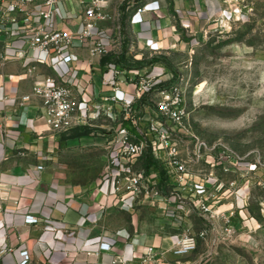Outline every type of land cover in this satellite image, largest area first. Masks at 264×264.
Segmentation results:
<instances>
[{
    "label": "crops",
    "instance_id": "0c3cea01",
    "mask_svg": "<svg viewBox=\"0 0 264 264\" xmlns=\"http://www.w3.org/2000/svg\"><path fill=\"white\" fill-rule=\"evenodd\" d=\"M40 1L36 0L35 8ZM142 1H109L108 10L116 15L118 29L111 21L102 25L110 53L106 57L91 56L87 43L74 42L69 49L74 59L68 64L52 54L30 50L19 59L11 54L24 50L25 42L6 41L12 49H6L9 59L0 64V250L11 251L0 255V264H15L22 249L29 252L30 264H139L148 247L156 252L152 264L200 263L203 251L184 256L171 253L176 238L185 230L198 233L206 226L203 216L191 210L189 203L171 207L163 199L152 203L148 195L139 199L112 195L110 179L104 176L118 154L109 141L120 125L139 137L131 121L111 123L108 117L96 118L91 112L90 117L96 119L88 126L92 129L89 134L75 136L73 130L57 134L45 125L41 101L31 93L34 79L49 76L71 87L81 113L86 107L94 110L101 97L110 95L124 101L136 99L139 107L147 105L146 94L136 98L138 75L144 74V68H136V63L145 54L152 57L162 48L182 43L176 26L190 36L202 31L211 2L216 0H146L144 13L134 15L133 9L126 10L129 3ZM72 7L76 14L70 13ZM78 10L77 3L62 1L49 25L77 31L81 24ZM119 19L125 22L124 31ZM113 65L124 69L119 79L113 80ZM148 65L147 75H159L155 69L160 65ZM29 67H34L30 73L26 71ZM96 156L104 162L98 175L88 167ZM128 165L143 169L141 157L119 164ZM146 173L163 195L176 200L167 191V183L161 191L159 173L153 166ZM244 192L222 196L213 208L218 213L234 212L233 230L247 223L239 200ZM169 213L180 216V224L170 221ZM24 216L36 217L38 222L25 225ZM222 233V224L214 223L206 237L198 240L220 241ZM102 243L109 245L108 250H99Z\"/></svg>",
    "mask_w": 264,
    "mask_h": 264
},
{
    "label": "built area",
    "instance_id": "2783aa9c",
    "mask_svg": "<svg viewBox=\"0 0 264 264\" xmlns=\"http://www.w3.org/2000/svg\"><path fill=\"white\" fill-rule=\"evenodd\" d=\"M62 1L70 5L77 3L81 14V24L77 31L49 25L56 6ZM109 1L41 0L39 7L35 8L36 0H0V64L9 59L6 49H12L6 41L15 39L25 42L24 50H15L11 54L19 59L30 50L52 54L62 63L68 64L74 59L69 52L74 42L87 43L91 56H109L102 25L108 21L116 25L117 21L116 15L108 10ZM145 1L131 2L126 5V10L133 9L134 15L142 14L146 11ZM70 13L76 14L77 11L72 7ZM117 27L116 25L115 28L118 29ZM112 67L113 80L124 75L121 66ZM33 69L34 67H29L26 71L30 73ZM159 86L158 75L139 74L136 98L146 94L147 105L139 107L136 99L124 101L110 95L101 97V103L94 110L90 111L86 107L85 113L80 112L78 99L71 87L65 82L58 83L52 77L34 79L31 93L41 101V116L45 125L57 134L81 126H92L93 119L100 116L110 117L116 110L119 111L120 119L131 121L139 137L129 133L125 126L116 128L109 145L116 150L118 160L112 162L104 178L110 179L112 195L116 198L126 196L139 199L148 195L152 203L163 199L171 207L176 204H190L191 210L201 214L206 223L205 228L198 233L185 230L176 238L171 248L174 256H184L196 250L198 238L206 237L209 225L220 223L227 234L233 232L234 212L218 213L213 208L221 201L222 196L236 195L239 181L248 176L253 177L255 172L252 163L244 162L243 157L221 142L208 144L192 135L187 129L188 113L182 88L177 84L166 89H159ZM28 98V95L23 97L20 105ZM91 112H94L96 118L90 117ZM147 150L162 167L167 179V191L176 196V200H169L163 195L155 183L150 181L144 169H133L129 165L119 166L120 161L135 160ZM113 168H116L115 172L111 171ZM37 169H42V166H37ZM228 175L234 177L227 179ZM167 217L173 223L180 224V216L169 213ZM37 222L38 219L33 216L23 218L25 225ZM108 248V244L99 245L101 251ZM10 251V248L1 249L0 255ZM155 253L152 247H148L139 257V264H152ZM19 257L15 264L31 263L26 249L19 251Z\"/></svg>",
    "mask_w": 264,
    "mask_h": 264
},
{
    "label": "rangeland",
    "instance_id": "374dc122",
    "mask_svg": "<svg viewBox=\"0 0 264 264\" xmlns=\"http://www.w3.org/2000/svg\"><path fill=\"white\" fill-rule=\"evenodd\" d=\"M210 8L202 31L190 36L176 26L182 43L143 55L135 67L147 75L149 63L160 65L158 88L177 84L184 92L189 132L253 164L255 174L238 189L247 223L223 230L220 241L198 240L199 264H264V0H216ZM108 118L118 122L119 111ZM103 164L96 156L88 167L98 175Z\"/></svg>",
    "mask_w": 264,
    "mask_h": 264
},
{
    "label": "trees",
    "instance_id": "16d2710c",
    "mask_svg": "<svg viewBox=\"0 0 264 264\" xmlns=\"http://www.w3.org/2000/svg\"><path fill=\"white\" fill-rule=\"evenodd\" d=\"M140 100H142V99H140ZM137 106H138V103H137ZM71 130H73V134L75 136L87 135L92 131V129L88 126L77 127V128H73ZM141 160H142V168L144 170L148 171L149 168L153 166L158 171L159 177H160L159 187H161V191H162L164 189L165 183L167 181L166 175H165L162 167L152 157V155L150 154V152L148 150L142 154Z\"/></svg>",
    "mask_w": 264,
    "mask_h": 264
}]
</instances>
